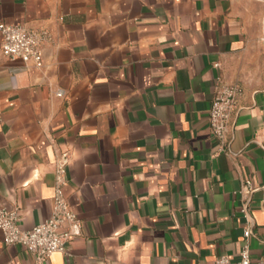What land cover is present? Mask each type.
<instances>
[{
  "label": "crops",
  "instance_id": "0c3cea01",
  "mask_svg": "<svg viewBox=\"0 0 264 264\" xmlns=\"http://www.w3.org/2000/svg\"><path fill=\"white\" fill-rule=\"evenodd\" d=\"M0 23L46 30L43 66L1 52L0 207L50 218L55 167L81 221L45 264H213L264 257V0H0ZM242 88L230 154L210 128L219 84ZM61 93L62 95H58ZM33 264L5 245L0 264Z\"/></svg>",
  "mask_w": 264,
  "mask_h": 264
},
{
  "label": "built area",
  "instance_id": "2783aa9c",
  "mask_svg": "<svg viewBox=\"0 0 264 264\" xmlns=\"http://www.w3.org/2000/svg\"><path fill=\"white\" fill-rule=\"evenodd\" d=\"M2 37L1 52L9 60L20 59L33 64L36 68L43 66L44 42L50 39L46 30L28 29L23 25L0 23ZM242 88L235 83L219 84L216 88L210 112L209 123L213 136L219 140L222 151L230 154L228 129L231 114L237 107L242 95ZM58 95H62L59 93ZM70 162V154L64 151L60 154L55 167L54 207L50 218L35 225L31 229L19 226L20 212L17 208L0 207V230L3 233L5 245H21L33 255V264H45L55 253L68 252V243L74 234H79L82 224L73 211L65 196V187L69 180L66 176ZM256 191L251 180L243 182L240 193L246 198L241 212L246 217L244 226V244L241 247L238 260L229 256L217 257L213 264H264V257L253 260L248 240L254 236L253 223L249 216L250 201ZM13 264V263H6Z\"/></svg>",
  "mask_w": 264,
  "mask_h": 264
}]
</instances>
